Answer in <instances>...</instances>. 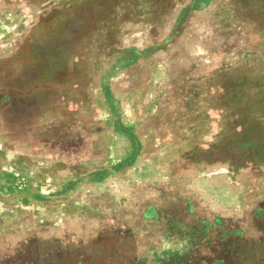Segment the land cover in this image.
<instances>
[{
    "label": "rangeland",
    "instance_id": "1",
    "mask_svg": "<svg viewBox=\"0 0 264 264\" xmlns=\"http://www.w3.org/2000/svg\"><path fill=\"white\" fill-rule=\"evenodd\" d=\"M0 264H264V0H0Z\"/></svg>",
    "mask_w": 264,
    "mask_h": 264
}]
</instances>
